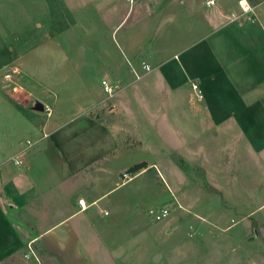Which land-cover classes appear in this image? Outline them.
Returning <instances> with one entry per match:
<instances>
[{
  "label": "rangeland",
  "instance_id": "374dc122",
  "mask_svg": "<svg viewBox=\"0 0 264 264\" xmlns=\"http://www.w3.org/2000/svg\"><path fill=\"white\" fill-rule=\"evenodd\" d=\"M153 1L0 0V83L18 67L13 80L4 82L8 91L17 83L34 100L55 107L50 115L44 107L41 119H58L69 160L80 152L91 159L108 152L100 174L105 191L116 188L104 197L103 216H118L130 234L136 226L143 231L139 259L131 264H264V99L249 108L239 104L237 87L245 79L218 73L220 44L209 47L213 39L204 34L180 32L177 20L157 19L146 7ZM180 24L202 23L197 18ZM250 28L264 36L259 23L228 26L234 33ZM134 50L139 57H132ZM153 51L155 69L142 77L141 61ZM241 51L234 57L242 65L249 59L264 68L258 55L248 57L249 44ZM201 62L212 63L213 79L199 77ZM118 77L124 82L116 83ZM88 114L120 125L121 161L110 159L115 142ZM28 139L35 143L22 130L17 144L29 146ZM11 161L14 170L21 168ZM143 162L145 168L130 171ZM110 174H116L117 186ZM206 184L223 193L225 206ZM0 201L20 222L18 209L1 191ZM164 206L169 217L154 221L151 212ZM7 249L0 247V264H14L5 257Z\"/></svg>",
  "mask_w": 264,
  "mask_h": 264
},
{
  "label": "crops",
  "instance_id": "0c3cea01",
  "mask_svg": "<svg viewBox=\"0 0 264 264\" xmlns=\"http://www.w3.org/2000/svg\"><path fill=\"white\" fill-rule=\"evenodd\" d=\"M207 1L154 0L153 4H147L146 7L157 19L168 20V22L177 20L179 23L175 26L177 31L189 32L195 36L204 34L202 38L213 39L209 46L212 48L216 46V43L220 44L218 59L222 71L219 70L218 73L227 80H231L232 77L245 79L237 87L238 98L239 104L245 103L246 108H249L250 102L257 103L264 99V91L259 95L256 94L258 87L264 88L263 64L256 67L248 59L246 62L248 64L242 65L239 62L240 59L234 55L236 52H242L243 44H249L251 53L248 55L246 52L248 57L257 59L258 55V60L264 61V36L258 28H250L246 33L243 31H241L243 33H234L228 29V26L237 23L244 28L246 25L259 23L264 31V0L257 3L248 0L254 7L253 19L244 22L238 20L241 14L239 0H216L212 6L207 5ZM141 7L143 8L140 6L139 9ZM197 18H200L202 23L198 26L180 24L183 20L193 23ZM159 26L160 24L157 23V27ZM204 28H207L205 32H203ZM232 42L233 45H231ZM261 45H263L262 51ZM139 51L134 50L132 57H139ZM149 56L150 58L146 61L152 64V59L156 58L155 51ZM146 61H141L142 73H139L142 77L149 76L155 69L151 65L150 72L144 71L143 63ZM14 68L18 69V67ZM212 68L211 62L202 63L199 77L207 80L210 75L213 79L215 75L211 74ZM5 73L0 83V191L2 198L10 199L11 207L18 209L20 215V222L12 220L0 201V247L8 248L5 252L6 259H10L14 264L28 263V261L33 264H131L137 262L140 241L138 236L143 232L142 229L140 231L136 226L131 229L130 234L128 229H123L118 216L111 219L103 216L104 197L116 188L110 187L108 191H105L103 187L105 178L100 174L101 169L107 166L100 160L108 156V152L93 159L85 156L84 153L81 155L82 152H80V155L77 153L69 160L65 141L63 145L61 141L64 135L61 132L62 125L57 118L50 120L51 116L43 122L42 111L36 109L37 105L43 104L53 113L55 107L44 101L40 103L34 100L33 96L25 93L24 87L17 83H13V92L10 93L9 85H4V82L13 80L14 75L7 79ZM119 77L116 83H123L124 81ZM259 90L261 91V88ZM122 102L124 103V100ZM239 108L244 107L240 105ZM48 115H50L49 112ZM88 115L99 125L101 133H110L111 141L115 142L111 151L116 152L110 156V159L121 161L120 125L118 123L110 125L101 118ZM12 118L16 121L13 124ZM22 130H26L35 138L34 144L41 143L42 148L39 147V150L33 151L34 144L24 147H21V144L18 145V135ZM45 131H49L50 134L46 136ZM14 158L22 161V166L18 170L9 166ZM59 169L63 170L62 174H59ZM109 178L111 184L117 186L116 174ZM81 199L84 201V207L79 202ZM123 236L125 240H122ZM29 243L34 246L36 256L27 257L26 247Z\"/></svg>",
  "mask_w": 264,
  "mask_h": 264
},
{
  "label": "built area",
  "instance_id": "2783aa9c",
  "mask_svg": "<svg viewBox=\"0 0 264 264\" xmlns=\"http://www.w3.org/2000/svg\"><path fill=\"white\" fill-rule=\"evenodd\" d=\"M127 1L129 3H134L135 2V0H127ZM215 3H216V0H208L207 1V5H209V6H212ZM239 6L241 8V14L239 15L238 20L241 21V22L251 21L253 19L252 18V13L254 12V7L251 5V3L248 0H239ZM143 69L146 72H150L152 70V66L149 63L144 62L143 63ZM13 72L14 73L18 72V69L17 68H13L12 69V73ZM12 73L11 72L5 73V78L10 79L12 77V75H13ZM134 73L137 75V78H140V75L136 71H134ZM103 85L105 87V90L109 91L111 93L112 87L110 86V84L106 80H103ZM197 87H198L197 84L193 85L194 89H196ZM48 112H49V114H51L50 108L48 109ZM28 143L32 144V142L30 140H28ZM13 160H15L16 164H21L22 163V161L20 159L14 158ZM79 202H80V204L83 207L85 206L84 201L82 199L79 200ZM169 215H170V209L168 207H165V206L161 207L158 210H155V211L151 212V216H152V219L154 221L164 220L167 217H169ZM34 249L35 248L32 245V243H29L28 252L26 253L27 257L36 256V252H35Z\"/></svg>",
  "mask_w": 264,
  "mask_h": 264
},
{
  "label": "trees",
  "instance_id": "16d2710c",
  "mask_svg": "<svg viewBox=\"0 0 264 264\" xmlns=\"http://www.w3.org/2000/svg\"><path fill=\"white\" fill-rule=\"evenodd\" d=\"M100 119V118H98ZM146 167V164L143 162V163H140V164H137L133 167H131L130 171L131 172H138L140 169L142 168H145ZM207 186V189L212 193V194H216V195H219L221 198H222V202H223V206L226 205V202H225V199H224V196H223V193L217 189L216 187L210 185V184H206Z\"/></svg>",
  "mask_w": 264,
  "mask_h": 264
},
{
  "label": "water",
  "instance_id": "95a60500",
  "mask_svg": "<svg viewBox=\"0 0 264 264\" xmlns=\"http://www.w3.org/2000/svg\"><path fill=\"white\" fill-rule=\"evenodd\" d=\"M36 109L43 111L44 110V105L43 104H39V105L36 106Z\"/></svg>",
  "mask_w": 264,
  "mask_h": 264
}]
</instances>
